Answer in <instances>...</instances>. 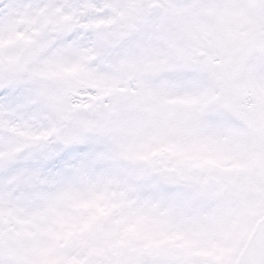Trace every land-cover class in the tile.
I'll list each match as a JSON object with an SVG mask.
<instances>
[{
    "label": "rangeland",
    "instance_id": "rangeland-1",
    "mask_svg": "<svg viewBox=\"0 0 264 264\" xmlns=\"http://www.w3.org/2000/svg\"><path fill=\"white\" fill-rule=\"evenodd\" d=\"M177 4L0 0V264H90L87 250L106 257L98 239L112 232L127 235L132 252L137 238L143 254L159 244L206 263L235 261L264 212L263 153L251 151L264 150L262 131L249 122L255 133L235 145L249 132L247 114L237 129L227 122L224 110L240 107L211 57L202 74L190 48L206 56L214 24L229 39L264 29V0ZM160 13L175 16L161 22ZM31 40L43 54L21 79L15 61ZM245 83L256 101L264 56Z\"/></svg>",
    "mask_w": 264,
    "mask_h": 264
},
{
    "label": "water",
    "instance_id": "water-1",
    "mask_svg": "<svg viewBox=\"0 0 264 264\" xmlns=\"http://www.w3.org/2000/svg\"><path fill=\"white\" fill-rule=\"evenodd\" d=\"M47 27L45 28V32ZM216 29L214 28L211 38L212 44L219 43ZM239 58L226 62L220 66L224 70L227 81L238 93L237 101L242 100V87L240 85L243 75V69L247 63L251 62L253 57L264 52V34H258L247 42H234L229 44ZM40 51L35 42L27 45L19 54L16 64L18 75L25 77L28 74V67L36 64L40 57ZM234 264H264V217L259 219L251 231L244 247L238 255Z\"/></svg>",
    "mask_w": 264,
    "mask_h": 264
},
{
    "label": "trees",
    "instance_id": "trees-1",
    "mask_svg": "<svg viewBox=\"0 0 264 264\" xmlns=\"http://www.w3.org/2000/svg\"><path fill=\"white\" fill-rule=\"evenodd\" d=\"M112 95V97H115L120 96L121 94L115 92L112 93ZM108 99L109 98H107L106 101ZM101 101H103V99L96 100L95 102ZM251 206L252 203H249L247 208L250 210ZM90 211L91 212H89L87 217V219H89V222L92 220H97V215L94 210L91 209ZM89 222L87 220H84L83 227L89 224ZM153 236L159 238V240L163 238L162 234L160 235V237H158L157 231L153 233ZM101 239L102 234L99 235L98 241H102V243L104 242V246H106L105 250L107 255L105 257L104 253H96L94 250L95 248H90L89 250H87V257L90 261V264H215L214 262L206 263L205 261L193 259L194 257H187L188 255H186V253L182 254V256H180V254L178 253L174 254L173 251L170 252L168 251V249H164L162 247L159 248V244V247H154L156 253L151 250V253L143 254L144 245L137 238H134V247L137 248V250L132 252V249H130L131 242L127 239V235H121L118 233L115 234L112 232L108 236H105L104 239ZM80 246L82 245L79 244L78 247L80 248ZM2 256L6 258V255L2 254Z\"/></svg>",
    "mask_w": 264,
    "mask_h": 264
}]
</instances>
